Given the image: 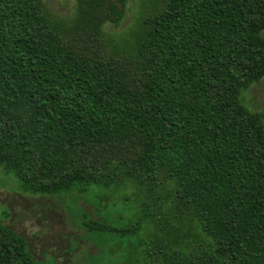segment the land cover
<instances>
[{"label":"trees","instance_id":"trees-1","mask_svg":"<svg viewBox=\"0 0 264 264\" xmlns=\"http://www.w3.org/2000/svg\"><path fill=\"white\" fill-rule=\"evenodd\" d=\"M129 2L0 0L1 182L116 237L90 264H264V0ZM11 216L0 264H48Z\"/></svg>","mask_w":264,"mask_h":264},{"label":"rangeland","instance_id":"rangeland-1","mask_svg":"<svg viewBox=\"0 0 264 264\" xmlns=\"http://www.w3.org/2000/svg\"><path fill=\"white\" fill-rule=\"evenodd\" d=\"M138 1L130 0L131 10L123 27L133 23L138 12ZM46 2L54 12L66 18H71L76 8L75 0H46ZM247 98L253 100L252 106L264 107V79L250 89ZM14 180L16 182V179ZM9 185L0 180V211L4 218L9 211L12 213L7 224L26 237L38 259L50 258L47 260L48 264H52L54 258L56 264H90L91 260L98 261L99 255L94 256L98 250L108 252L114 248L120 253L121 248L115 243L116 237L112 234H107L112 238L110 241L105 239L103 247H96L91 239L85 237V230L76 226L71 212L62 199L24 196L12 190ZM16 185L18 186V180ZM6 186H9V189ZM80 204L89 211L93 208L84 201ZM120 211L121 207L112 210L111 221L116 225L121 222L117 216V212Z\"/></svg>","mask_w":264,"mask_h":264}]
</instances>
